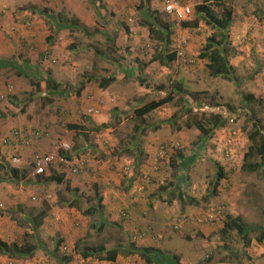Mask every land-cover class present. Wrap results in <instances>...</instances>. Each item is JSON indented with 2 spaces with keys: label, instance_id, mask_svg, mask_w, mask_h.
<instances>
[{
  "label": "rangeland",
  "instance_id": "rangeland-1",
  "mask_svg": "<svg viewBox=\"0 0 264 264\" xmlns=\"http://www.w3.org/2000/svg\"><path fill=\"white\" fill-rule=\"evenodd\" d=\"M144 1L0 0V94H9L0 101L6 130L0 140L16 129L46 134L0 156L30 163L35 154L70 146V166L54 164L43 176L29 163L0 168V241L9 246L0 248L1 264H177L173 255L183 264H264L257 241L264 232V166L246 168L263 164L249 153V136L254 122L264 129V0H178L193 8L186 21H197V28L181 27L163 0ZM204 6L219 18L232 9L227 37L197 15ZM213 37L225 40L219 48L228 55L229 77L214 76L200 58ZM177 50L188 60L168 66L157 60ZM110 77L114 83L101 89ZM47 78L60 84L57 91L38 89ZM90 82L101 93L98 104L80 94ZM174 90L171 103L136 115ZM100 99L106 101L101 114L88 115ZM216 104L232 114L203 136L196 122L210 127L206 118ZM220 167L226 177L218 183ZM53 174L64 176V184L45 181ZM134 204L140 208L133 210ZM227 215L247 226L249 245L236 230L225 232ZM14 245L35 251L23 255ZM99 247L118 249V262L105 252L85 256ZM149 247L160 253L150 263L140 254Z\"/></svg>",
  "mask_w": 264,
  "mask_h": 264
},
{
  "label": "trees",
  "instance_id": "trees-1",
  "mask_svg": "<svg viewBox=\"0 0 264 264\" xmlns=\"http://www.w3.org/2000/svg\"><path fill=\"white\" fill-rule=\"evenodd\" d=\"M148 1L150 0H146V3H148ZM143 3H145L144 0H142L141 4ZM197 15L198 16L204 15V18L206 19V23L218 29L222 37H225V36L227 37V32L229 28L232 26L233 19H234L232 9L227 8V7L223 9V14L221 18H219L216 15V13L210 7H207V6L198 7ZM147 25H148L150 34H154L155 31H154L153 25L152 24H147ZM74 26L76 28L79 27V25L77 24H74ZM181 27L197 28L198 22L197 21H194V22L183 21L181 22ZM166 30L168 29L166 28V29H163L161 32H159L157 34L158 37L161 38L162 35L165 34ZM165 41L167 42V44L170 43V40H168V38H166ZM224 41L225 40H222V42H217L215 37L210 38L203 52H201L200 54L201 59L208 60L209 62L208 68L211 70L212 74L216 77L218 76H226V77L228 76L229 77L230 72H231V69L229 67V61L227 58L228 55L225 53V51L223 52L219 48L221 45H223ZM179 51L185 54L183 50H177V51L171 52L170 54H166L164 56L161 55V57L157 58V60H159L162 65L168 66L171 63H173L176 59L179 60V56H178ZM184 56L187 58L186 54ZM114 81H115V77H110L107 79L104 78L102 79L100 83V88L107 89L112 83H114ZM59 87H60V84L51 78L50 79L47 78L45 80H41L40 82H38V89L40 88L41 92L49 93V92L57 91ZM175 93L176 91L174 90L171 94L167 95L166 97L160 100H152L151 102L145 104L143 107L137 109L136 115L138 117H144L152 113L153 111H156L162 108L163 106L171 103L175 99V96H174ZM217 107L225 110L228 116H231L232 111L227 106L216 104V106H213L212 108H217ZM190 112H192V110H190ZM206 119H207L206 122L209 124L210 127H207L202 121L196 122L197 131L202 133L203 136L209 135L211 130L225 125L226 121L229 120L228 118H225L223 115L219 113H212V112H210L209 117H207ZM254 125L255 127H257V129L249 136V139L251 141L249 153L250 154L257 153L259 156H261L263 159V164H260V165L248 164L246 165V168L249 171H257L264 166V129L258 126L257 122H254ZM70 127L74 129H78L80 126H70ZM179 155H178L179 157L183 158V155L181 153ZM62 156L66 157L67 160H70L67 157L66 153H62ZM11 171L14 177H18L19 175L18 169L15 168V169H12ZM225 177H226L225 170L224 168L220 167L218 170V183L220 180H223ZM39 180H42V177H40ZM45 181L46 182H56L58 184L63 185L65 180H64V176H55L53 174L50 178H47ZM102 202H103V198L100 197L98 200V208H103ZM96 210L97 208H92V212ZM224 228H225V232L227 230L229 231L236 230L238 234H240L243 237V242L246 245L250 244V240L247 239V235L245 234L247 226L244 223H242L241 220H239L238 218H233L231 215H227L225 223H224ZM102 229H103V226H100L99 230L101 231ZM257 241L260 244L264 245V232L260 233V236L258 237ZM133 245L134 244H132V246ZM0 248H2L4 252L9 250L8 244L2 243L1 241H0ZM14 249L23 255H32L33 252L35 251V247L32 245H26L25 247H22V248H18L17 245H14ZM140 251H141L140 253L141 256L144 257L147 261H149V263L151 262L152 254H160L159 250H156L153 247L145 248ZM103 252L107 254L106 259L111 263H116L120 255L118 249L114 248V249L107 250L104 247H99V248H89L87 250V253H85V256L90 257L91 253H103ZM173 258L177 264H183L177 255H173Z\"/></svg>",
  "mask_w": 264,
  "mask_h": 264
},
{
  "label": "built area",
  "instance_id": "built-area-1",
  "mask_svg": "<svg viewBox=\"0 0 264 264\" xmlns=\"http://www.w3.org/2000/svg\"><path fill=\"white\" fill-rule=\"evenodd\" d=\"M163 2H164V9L166 13L173 16L177 21H185L189 19L193 14V8L191 6L182 4L178 0H163ZM26 26L32 27L31 22L27 21ZM184 55L185 54L183 52L179 51L178 53L179 60H184V61L188 60ZM45 57H48V56H45ZM189 61H192V60H189ZM7 91L8 93L12 92V88L9 85H8ZM8 95L9 94L7 93L0 94V101H4ZM103 105H104V102L102 101L100 107L94 106L92 108H89L87 110V114L90 116L100 115ZM213 113H219L223 116L224 115L228 116L225 110L218 108V107L215 111H213ZM45 135H46L45 133H43L42 131L38 129L33 130V131L32 130L24 131V130L16 129L9 136L3 139V143L4 144L11 143L16 146L29 147L32 144H34L36 141L43 140ZM62 147L63 148L55 146V149L52 150L51 152H48L45 154H35L32 157L31 162L28 164V165H31L32 168L34 169V174L37 176H43L44 174H46L47 169H50L54 164H63V165L70 166V160H67L66 157L62 156V153H67V151L70 149V146H68L67 144H63ZM166 155H167V148L163 146L161 148L160 157L163 158ZM8 162L13 163V165L19 168L23 167L24 165V159L21 156H17V155L13 156L11 160L9 159L5 160V163H8ZM73 172L78 173V169L73 168ZM197 222L204 223V220L198 219ZM175 227L176 229H180L182 226L179 225ZM7 264H14V263L12 261H7Z\"/></svg>",
  "mask_w": 264,
  "mask_h": 264
},
{
  "label": "crops",
  "instance_id": "crops-1",
  "mask_svg": "<svg viewBox=\"0 0 264 264\" xmlns=\"http://www.w3.org/2000/svg\"><path fill=\"white\" fill-rule=\"evenodd\" d=\"M35 35H38V32L37 33H35ZM62 39H63V36H62ZM45 40L46 41H48L49 40V38L47 37V38H45ZM62 45H65V47H67L66 45V42H64V43H62ZM63 50V49H62ZM91 84H93L92 82H90V83H88L86 86L85 85H83L82 86V88H81V90H80V94L82 95V97L83 98H87V102H89V101H98L97 100V96H99L101 93H97V91H96V85L95 84H93V86L91 85ZM99 87H100V83H99V85H98ZM110 87V86H109ZM108 87V88H109ZM107 88V89H108ZM107 89H104V90H106V91H108ZM101 90V89H100ZM101 101H100V103L103 101L104 103L106 102L105 100H102V99H100ZM85 101V100H84ZM95 102V103H96ZM96 104H98V102L96 103ZM6 130H5V127L3 128V127H1L0 126V133H4ZM20 147L21 146H16V145H14V144H4L3 143V139L2 140H0V153L1 152H3L4 154L5 153H8V154H10V153H13V151H22L21 149H20ZM40 148H38V146L36 147V150L38 151ZM5 156V158H6V156L7 155H4ZM5 158H3V157H1L0 156V168H3L4 170H6L7 168L5 167L6 165L3 163V161L5 160ZM23 159H24V167H26V165L29 163L28 162V159L27 158H25V157H23ZM41 183V182H40ZM42 184V183H41ZM103 194L106 196L107 194H106V192L104 193V191H103ZM101 197H103V196H101ZM103 201H104V199H103ZM132 207V209L133 210H136V209H139L140 207H138L137 206V204H134L133 206H131ZM117 262H118V260H117ZM116 262V263H117Z\"/></svg>",
  "mask_w": 264,
  "mask_h": 264
},
{
  "label": "clouds",
  "instance_id": "clouds-1",
  "mask_svg": "<svg viewBox=\"0 0 264 264\" xmlns=\"http://www.w3.org/2000/svg\"><path fill=\"white\" fill-rule=\"evenodd\" d=\"M185 21H186V20H185ZM182 22H183V21H182ZM7 159H9V158L6 157L5 160H7ZM5 160L3 161L4 164H11V162L5 163ZM16 168H19V167H16ZM21 168H22V167H21Z\"/></svg>",
  "mask_w": 264,
  "mask_h": 264
}]
</instances>
